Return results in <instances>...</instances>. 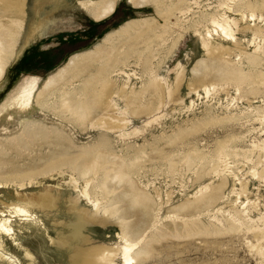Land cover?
Returning a JSON list of instances; mask_svg holds the SVG:
<instances>
[{
    "label": "rangeland",
    "instance_id": "374dc122",
    "mask_svg": "<svg viewBox=\"0 0 264 264\" xmlns=\"http://www.w3.org/2000/svg\"><path fill=\"white\" fill-rule=\"evenodd\" d=\"M8 1L0 0V21L5 26L18 20L8 14ZM86 1L90 0H23L24 18L19 20L23 23L19 24L18 36L11 38L9 63L0 78V107L15 94L23 79L39 76L43 82L71 56L92 48L127 22H134L141 31L133 37L117 38L113 54L122 61L116 70L125 67L122 70L135 76L101 79L95 87L103 95L106 85L110 86V97L116 96L114 102L118 105L111 112L116 118L112 121L122 128L109 131L98 124L92 126L91 118L77 120L62 108L63 91L82 86L91 70L54 88L50 103L45 106L35 103L33 109L26 111L6 108L0 114V180L5 183L0 189V211L13 203L36 200L47 190L55 196L50 208L32 205V220L11 219L15 234L4 240L7 256L12 257L0 259V264H72L71 256L79 248L120 246L117 235L121 229L116 219L100 210L99 215L107 222L91 220L96 206L80 196V188L72 189L66 184L69 175L80 180L79 169L92 162L96 153L113 162H124L136 189L156 203L151 213L155 227L147 231L144 242H150L144 244L147 249L150 246L149 253L133 264H264L251 247L252 243L257 244L252 233L224 232L213 236L212 231L205 230L212 221L207 214L176 220L181 225L194 221L190 234L182 230L175 233L178 235L168 232L161 237L157 233L166 225L174 226L173 219L168 218L170 209L193 201L200 187L218 180L215 174L199 179V171L215 167L224 147L222 157L230 169L221 165L219 170L231 177L218 207L242 209L240 202L245 197L236 201L232 192L234 184L238 190L242 182L247 184L250 200L259 197L253 213L264 212V182L251 173L254 168L262 169L257 159L262 155L264 158L260 149L264 144V119L256 114L264 110V55L257 66L247 60L255 48L253 29L264 32V23L256 21L254 27L250 16L242 19L234 12L238 3L252 0H160L157 5L143 7L119 0L112 14L99 21L82 10L81 3ZM224 13L240 25L231 43L223 34H207V29H215L207 17L215 14L221 19ZM85 39H90L89 44L77 52L54 51L65 43ZM208 41L219 46L212 54L204 47ZM208 57L239 69L251 80L212 81L215 88L207 94L199 80L202 75L198 74L197 64ZM168 85L172 88L170 95ZM250 90L259 93H248ZM99 118L110 121L100 114L93 122ZM122 118L128 120L127 126L117 120ZM113 162L102 163L89 185L92 200L100 199L102 206L109 203L111 195L99 187L100 183L110 188L120 185L111 176ZM21 182L29 183L27 188L20 189ZM117 190H123V186ZM122 204L129 221L142 219L134 206L127 201ZM80 212L88 219L81 220ZM81 224L89 239L77 235ZM196 224L201 231H197ZM24 247L33 254L31 263L25 259ZM113 264H122L119 256Z\"/></svg>",
    "mask_w": 264,
    "mask_h": 264
},
{
    "label": "bare ground",
    "instance_id": "6f19581e",
    "mask_svg": "<svg viewBox=\"0 0 264 264\" xmlns=\"http://www.w3.org/2000/svg\"><path fill=\"white\" fill-rule=\"evenodd\" d=\"M118 1L119 0H90L82 2L81 8L88 13L92 20L99 21L112 14ZM159 1L160 0H129V3L135 7H143L146 5H157L159 4ZM6 8L8 9L7 12L10 11L8 14H10L12 18H18V20L12 21L9 26L3 25L0 21V78L9 63L8 54H11V50L13 48V42L11 41V38H15L18 36L19 28H21V25L19 24L23 23V21L19 20H23L24 18V2L23 0H9L7 2ZM234 9H236L234 10L235 14L237 12V14L240 15L242 19H244L245 16L246 19L250 16L251 21H254V27H256L257 25L256 21H258V23H264V0H252L247 2L246 4L238 3L236 5V8ZM224 12L226 11L224 10ZM221 15V19L217 18L218 15L215 14L209 15L210 17L206 16L207 19L210 18L209 20L215 28L214 31H212L213 29H207V34L210 37H213V32H215L217 36H221L223 34L228 38V42L231 43L232 40L236 39L235 33L240 25L237 20H235L234 18L231 19L226 15V13H224V15ZM139 30V26L136 23L127 22L119 29H117V31L115 30L106 34L92 48L71 56L61 67L56 69V71L49 75L43 82L41 77L39 76H33L23 79L14 90V95L16 96L11 95L10 98H8V100H6V102L1 105L0 114L6 108H19L26 111L33 109L35 103H38L41 107L45 106V104L50 103L48 99L50 98L54 88L62 85L69 78H74L78 74L85 73L88 70H91L93 72L89 77L84 79L82 86L72 88L69 91H63V94L61 95V106L66 111H68V113L71 112L69 114H72L77 120L86 121L87 119L91 118L90 120L92 126L98 124L99 127L107 129L109 131H114L115 129L121 130L122 126L115 123L116 118L111 114V112L113 111V107H117L118 105L114 102V98H116V96L110 97V86L106 85L107 89L104 91L105 94L103 95H101L100 92H96L95 87L101 79H111L118 76H124V78L126 77L130 79L133 75L135 76V74H132L131 76L130 73L122 70V68L125 69V67L116 70V67H118L117 64L122 61L119 59V56L113 54V46L115 40L120 36L133 37V35ZM253 31L255 32L253 33L252 45H254L255 48L253 54H250L247 60L250 65L257 66L262 59V55H264V32L259 29H253ZM261 42L262 44H260ZM204 47L208 53L212 54V51L217 50L219 46L213 45L208 41L204 44ZM104 57L106 58L101 64V60H103ZM197 67H199L200 69L198 74L202 75L199 80L203 83V90L207 94L211 91V89L215 88L213 83H211L212 81L226 78L236 82H247L251 80L239 69L235 67H229L221 61L216 60L212 57L200 60L197 64ZM208 77H210V80H204V78L208 79ZM42 85L43 88H41ZM171 89V85H168L169 95L171 94ZM248 93L257 94L259 93V91L250 90L248 91ZM107 100H109V104H107ZM100 114L102 117H109L110 121H107L108 119H105V121H103L104 118H99L97 123L93 122V119H95ZM256 114L257 116L264 119V110L257 111ZM112 120L115 121L113 122ZM117 120L122 121L124 126H127L128 124V120L125 118ZM224 149L225 147L222 148L223 151ZM260 149L262 152H264V144L260 147ZM223 151H220V153L218 154V162L215 167L212 166V169L207 168L209 172H207L206 168H202L199 171V179L204 178L208 174H215L218 180L213 182L212 184H205L204 186L200 187L195 192L196 198L193 201L181 202L177 206L170 209L168 211V218H170L171 220L173 219L174 226L171 227V225H166L157 233L161 237L165 236L168 232H173L174 235H178L175 233H178L182 230L186 234H190L194 231V227L192 226L194 221H185V224L181 225L177 223L176 220L183 221L185 218L190 219L202 214H207L210 219L212 218L209 227L205 229L208 231V233L212 231L213 236L214 234L221 233H223L222 235H224V232L225 234L226 232L234 233L238 231H246V233H252L253 238H257V244L252 243L251 247L255 249V252L264 259V212H259L255 215L252 211L257 210V200L259 199V197L255 200H250L248 196L247 184L244 185L242 182H240V189L235 190L234 186L236 184H234L232 192L236 195V201L242 200L243 196L245 197L246 200L240 202L241 206L244 205L242 209L240 210L239 208L237 209L234 206H231L228 210H223V207H218L219 203L224 198L229 183V177H231L225 171H220L222 169L219 170L221 165L224 166L225 169H230L229 163H227L226 160H223ZM226 157L227 156H225L224 158ZM93 159L94 160L92 162L87 163L86 165L81 167V169H79L81 181L77 177L69 175L66 184L72 189L76 187L80 188V196L85 199L91 200L92 205L96 206V212L91 215V220H95L101 223L107 222L106 218L99 215L100 210H102L103 213H108L110 217L112 216L116 219L121 229V232H119L117 235L120 246H118L116 249L108 246L79 248L71 256V263L113 264L114 258L116 256H119L122 264H133V262H135V260H137L139 257H141L142 255L146 256V254L149 253L148 249L150 246L147 249L144 244L149 245L150 242H144L147 231L155 227V223H152L153 221L151 219V213L152 211H154V206L156 205V203L153 199H151L152 197L149 198L147 195H145V193L139 192V190L136 189L133 181L127 176L128 174L125 170L126 164L124 162H116L115 160L113 162V159L109 160L106 158V156H97V153L96 157H94ZM191 160L192 158L190 157L189 161ZM257 160H259L258 164H262V169L258 170L257 168H254L251 173L253 174L252 176L254 178H257L258 180L264 182L263 155ZM109 161L113 162V174L111 176L116 179L117 182L120 183V185L115 188H110L106 183H100L99 187L106 191L108 195H111L109 203L102 206L100 199L95 198L92 200L89 185H91L93 179L92 177L98 172V168L101 167V164ZM233 177H235L236 180L240 181V179L237 178L236 175ZM29 183L31 182L29 181ZM4 184V181L0 180V189L4 188ZM28 184L25 182H21L19 183V188L23 190L27 188L26 186ZM122 186L123 190L118 191L117 188ZM54 201L55 196L50 190H47L46 193L41 194L36 200H31L27 204L13 203L12 205L7 206L6 210L0 211L1 260L10 259L12 257L10 256V258H8L7 256L9 255V253H7L8 251L6 249L4 240V237L15 234V229L12 226L11 219L18 217L23 221H30L34 216V211L30 209L32 205H38L43 208H50L53 206ZM124 201H127L129 205L134 206L137 209V212L140 213V217L142 219L137 220L136 222L129 221L127 210L124 209L122 204V202ZM100 207L102 209H100ZM79 217L81 220L88 219L83 212L79 213ZM197 227V231H201V228L198 225ZM84 229L85 225H82L81 228L77 230V235H79V238L89 239L88 236L83 234ZM260 239L262 240V242L259 241ZM24 251L25 259L28 260L29 263H31L33 254L26 247H24Z\"/></svg>",
    "mask_w": 264,
    "mask_h": 264
},
{
    "label": "trees",
    "instance_id": "16d2710c",
    "mask_svg": "<svg viewBox=\"0 0 264 264\" xmlns=\"http://www.w3.org/2000/svg\"><path fill=\"white\" fill-rule=\"evenodd\" d=\"M118 11V10H117ZM114 14H116V12ZM90 42V39H85V40H78L76 42H73V43H65L64 45H62L61 47L59 48H55V52H58V51H64V52H67V53H64V54H68V53H72V52H77L79 50H81L82 48L86 47ZM74 44V45H73ZM71 46L73 47L71 51H67L68 48H71ZM80 46H82L81 48H79ZM78 47L77 49H74Z\"/></svg>",
    "mask_w": 264,
    "mask_h": 264
}]
</instances>
